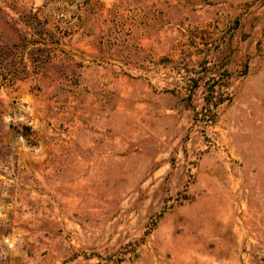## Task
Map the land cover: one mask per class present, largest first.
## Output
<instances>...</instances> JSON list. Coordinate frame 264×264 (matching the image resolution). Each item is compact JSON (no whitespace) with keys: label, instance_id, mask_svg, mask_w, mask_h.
I'll list each match as a JSON object with an SVG mask.
<instances>
[{"label":"rangeland","instance_id":"374dc122","mask_svg":"<svg viewBox=\"0 0 264 264\" xmlns=\"http://www.w3.org/2000/svg\"><path fill=\"white\" fill-rule=\"evenodd\" d=\"M0 264H264V0H0Z\"/></svg>","mask_w":264,"mask_h":264}]
</instances>
